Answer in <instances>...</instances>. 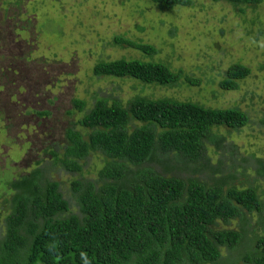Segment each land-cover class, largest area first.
I'll use <instances>...</instances> for the list:
<instances>
[{
    "label": "rangeland",
    "instance_id": "1",
    "mask_svg": "<svg viewBox=\"0 0 264 264\" xmlns=\"http://www.w3.org/2000/svg\"><path fill=\"white\" fill-rule=\"evenodd\" d=\"M188 1V6L160 9L152 0H0V239L11 208L9 182L35 169L59 184L70 213L78 215L71 183L94 179L102 156L89 155L81 161L80 173H69L55 166L46 150L63 147L67 129L83 131L77 122L99 98L126 105L134 96H145L241 110L248 117L243 128L214 129L223 138L219 148L204 141L201 173L200 164L176 160L144 166L185 183L211 185L232 175L230 185L252 186L264 202V174L255 171L256 161L264 165V1ZM116 36L157 52L149 56L115 45ZM117 59L163 63L193 84L182 79L163 87L93 75L96 63ZM236 63L250 73L236 90L221 89L227 69ZM74 100L86 103L83 111ZM256 221L247 215L242 222L219 226L239 231L242 245L255 249L254 238L264 237ZM221 255L227 264L236 252L222 250Z\"/></svg>",
    "mask_w": 264,
    "mask_h": 264
},
{
    "label": "trees",
    "instance_id": "2",
    "mask_svg": "<svg viewBox=\"0 0 264 264\" xmlns=\"http://www.w3.org/2000/svg\"><path fill=\"white\" fill-rule=\"evenodd\" d=\"M152 1L160 9L189 5L188 0ZM230 1L257 5L264 0ZM113 42L149 56L157 52L120 36ZM92 73L143 85L173 86L182 79L193 84L181 71L137 59L99 61ZM248 73L247 67L233 64L219 86L236 90ZM73 103L79 111L86 107L84 101ZM247 123L237 108L212 109L145 96H134L126 105L96 99L77 122L83 131L67 129L63 147L46 150L53 164L69 173H80V163L89 155L102 156L94 179L71 183L78 215L70 213L59 184L43 179L40 169L10 181L11 208L0 239V264H225L222 250L236 252L230 264H264V237L256 236L252 249L242 245L239 231L219 226L242 222L248 215L264 232V202L256 188L230 185L232 175L211 185L185 183L144 166H166L172 160L200 164L204 141L216 148L223 141L214 129L238 130ZM256 162L257 175H263L262 161Z\"/></svg>",
    "mask_w": 264,
    "mask_h": 264
}]
</instances>
